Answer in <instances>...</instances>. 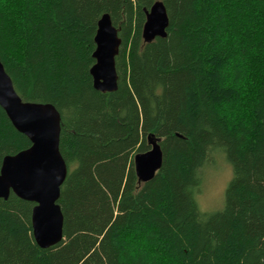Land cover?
Masks as SVG:
<instances>
[{
	"label": "trees",
	"instance_id": "obj_1",
	"mask_svg": "<svg viewBox=\"0 0 264 264\" xmlns=\"http://www.w3.org/2000/svg\"><path fill=\"white\" fill-rule=\"evenodd\" d=\"M155 1L166 35L146 41ZM104 13L121 39L111 92L89 74ZM0 60L22 100L58 110L67 167L53 246L33 239L32 202L0 198V264H264V0H0ZM148 135L162 161L138 182ZM29 145L0 107V166ZM219 155L233 176L200 213L190 190Z\"/></svg>",
	"mask_w": 264,
	"mask_h": 264
},
{
	"label": "water",
	"instance_id": "obj_2",
	"mask_svg": "<svg viewBox=\"0 0 264 264\" xmlns=\"http://www.w3.org/2000/svg\"><path fill=\"white\" fill-rule=\"evenodd\" d=\"M168 17L162 2L155 1L145 11L142 37L150 41L164 37ZM93 65L89 69L93 87L111 92L117 86L115 56L121 39L108 13L97 20L94 35ZM0 107L13 127L24 134L30 145L3 157L0 166V198L10 192L32 202L31 229L41 248L53 246L63 237V216L57 200L66 177V163L59 151L60 114L51 103L24 101L15 91L0 60ZM150 148L135 153L133 166L138 182L149 181L159 169L162 152L153 135L147 136Z\"/></svg>",
	"mask_w": 264,
	"mask_h": 264
},
{
	"label": "clouds",
	"instance_id": "obj_3",
	"mask_svg": "<svg viewBox=\"0 0 264 264\" xmlns=\"http://www.w3.org/2000/svg\"><path fill=\"white\" fill-rule=\"evenodd\" d=\"M232 176L231 165L225 163L222 179L217 185L211 188H200L197 186L190 190L191 199L200 213L210 212L213 201H215L217 207L222 205L224 189L228 181L232 179Z\"/></svg>",
	"mask_w": 264,
	"mask_h": 264
},
{
	"label": "rangeland",
	"instance_id": "obj_4",
	"mask_svg": "<svg viewBox=\"0 0 264 264\" xmlns=\"http://www.w3.org/2000/svg\"><path fill=\"white\" fill-rule=\"evenodd\" d=\"M225 163H227V161L222 155L214 158L213 161L208 164V167L201 172L203 179L200 188H211L217 185L222 179ZM219 207H217L215 201H213L212 210L210 212L218 210Z\"/></svg>",
	"mask_w": 264,
	"mask_h": 264
}]
</instances>
